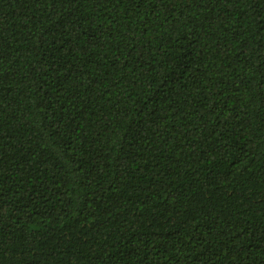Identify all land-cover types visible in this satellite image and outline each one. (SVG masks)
Wrapping results in <instances>:
<instances>
[{"label":"trees","instance_id":"16d2710c","mask_svg":"<svg viewBox=\"0 0 264 264\" xmlns=\"http://www.w3.org/2000/svg\"><path fill=\"white\" fill-rule=\"evenodd\" d=\"M0 264H264V0H0Z\"/></svg>","mask_w":264,"mask_h":264}]
</instances>
